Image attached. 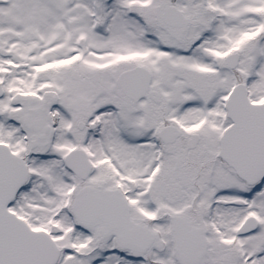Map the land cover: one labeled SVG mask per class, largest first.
Returning a JSON list of instances; mask_svg holds the SVG:
<instances>
[{"label": "snow or ice", "instance_id": "1", "mask_svg": "<svg viewBox=\"0 0 264 264\" xmlns=\"http://www.w3.org/2000/svg\"><path fill=\"white\" fill-rule=\"evenodd\" d=\"M0 264H264V0H0Z\"/></svg>", "mask_w": 264, "mask_h": 264}]
</instances>
